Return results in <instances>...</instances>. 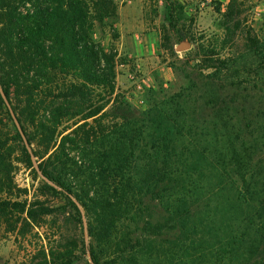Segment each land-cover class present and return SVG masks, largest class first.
Segmentation results:
<instances>
[{"label":"trees","instance_id":"1","mask_svg":"<svg viewBox=\"0 0 264 264\" xmlns=\"http://www.w3.org/2000/svg\"><path fill=\"white\" fill-rule=\"evenodd\" d=\"M167 3L163 32L181 43L186 8ZM117 18L116 0H0V224L23 241L61 214L82 229L21 264H264V34L246 45L255 86L233 79L226 42L193 37L214 72L140 107L96 39ZM17 165L43 179L32 198Z\"/></svg>","mask_w":264,"mask_h":264},{"label":"rangeland","instance_id":"2","mask_svg":"<svg viewBox=\"0 0 264 264\" xmlns=\"http://www.w3.org/2000/svg\"><path fill=\"white\" fill-rule=\"evenodd\" d=\"M177 1L186 8L187 21L182 23H186L190 34L189 39L185 41L192 43L191 38L194 37L199 45L212 46L226 42L224 55H229L233 62V79L236 80L238 77L237 80L245 83L244 87L255 86V80L259 78L256 73L261 71L257 68L258 62L255 61L254 66L246 67V69L244 62H247L250 56L246 47L249 33L264 34V0H237L234 22L230 23L228 30L224 29L226 23L224 13L231 0ZM167 7V0H144L141 5L142 26L135 32L116 26L118 18L109 21L104 27L97 28L96 39L107 50L118 54L117 87L132 106H145L151 90L164 89L167 94L173 95L187 89L191 84V78H195L198 82L204 81L202 80L204 76L214 72V70H201L197 64L201 63V60L192 61L197 59V45L192 43L191 50L178 52L176 47L180 43L174 33L163 32L162 26L166 24ZM257 12H261L262 16L257 17ZM238 22L241 23L239 29L236 28ZM128 34H140L141 38L140 40L128 38ZM168 37L170 41L167 40ZM172 46H174L175 54L169 50ZM239 66L241 67L238 68ZM225 82L224 80L220 83ZM228 85L224 86L228 87ZM138 86H142L141 91ZM205 99L209 100L210 97ZM42 180V177H36L35 173L24 166L17 165L15 183L18 188L28 190V197L32 198L37 193L38 188L43 184ZM59 205L64 207L63 203ZM83 216L84 233L87 234V218L84 212ZM63 218L61 214L56 224L54 218H49L43 229H36L25 241L16 239L0 224V264H21L27 254L50 235L51 238L55 235V239L65 240L76 237L80 240L82 237L80 226L73 222L65 225ZM89 240L87 237L86 241ZM79 264L87 263L82 258Z\"/></svg>","mask_w":264,"mask_h":264},{"label":"crops","instance_id":"3","mask_svg":"<svg viewBox=\"0 0 264 264\" xmlns=\"http://www.w3.org/2000/svg\"><path fill=\"white\" fill-rule=\"evenodd\" d=\"M116 2L118 4V21L116 26L135 32L137 28L142 26L141 5H143L144 0H116ZM123 32L125 36V30ZM127 36L128 38H137V40L141 38L140 34H128Z\"/></svg>","mask_w":264,"mask_h":264},{"label":"water","instance_id":"4","mask_svg":"<svg viewBox=\"0 0 264 264\" xmlns=\"http://www.w3.org/2000/svg\"><path fill=\"white\" fill-rule=\"evenodd\" d=\"M192 48V43L189 41H182L177 47L178 52H186L191 50Z\"/></svg>","mask_w":264,"mask_h":264},{"label":"built area","instance_id":"5","mask_svg":"<svg viewBox=\"0 0 264 264\" xmlns=\"http://www.w3.org/2000/svg\"><path fill=\"white\" fill-rule=\"evenodd\" d=\"M256 15H257V17H261L262 16L261 12H257ZM138 89L141 91L142 90V86H138Z\"/></svg>","mask_w":264,"mask_h":264}]
</instances>
